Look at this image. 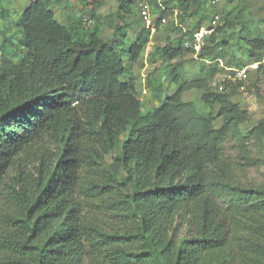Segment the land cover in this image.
I'll use <instances>...</instances> for the list:
<instances>
[{
    "label": "trees",
    "instance_id": "trees-1",
    "mask_svg": "<svg viewBox=\"0 0 264 264\" xmlns=\"http://www.w3.org/2000/svg\"><path fill=\"white\" fill-rule=\"evenodd\" d=\"M174 1L182 23L196 22L157 48L166 61L195 56L184 41L208 17L205 0ZM164 4L153 24L144 22L142 44L125 23L139 14L137 0H118L107 39L100 21L88 28L82 18L62 20L52 0L2 5L0 206L9 196L17 212L0 216V264H264V185L243 183L223 150L232 138L246 165L264 166V116L244 134L250 115L232 102L234 89L211 91L176 74L167 101L141 109L133 65L160 31ZM229 22L205 39L197 59H217L229 45L219 37ZM236 36L264 52L263 39ZM194 89L204 91L207 112L184 102ZM24 156L35 159L37 177L24 171ZM12 165L18 173L9 177ZM92 202L116 210L129 230L96 226Z\"/></svg>",
    "mask_w": 264,
    "mask_h": 264
},
{
    "label": "rangeland",
    "instance_id": "rangeland-1",
    "mask_svg": "<svg viewBox=\"0 0 264 264\" xmlns=\"http://www.w3.org/2000/svg\"><path fill=\"white\" fill-rule=\"evenodd\" d=\"M0 9L2 5L11 9L17 6H24L27 0H0ZM53 10L58 16L66 21L82 18V23L93 28L97 21H100L103 28L102 38L107 39L111 33V17L114 16L118 8V0H52ZM167 8L165 16L166 23L161 21L160 31H152L150 37L144 44V55L133 65V74L136 79L137 97L141 101V109L148 112L151 109L162 106L172 92L177 89L178 84L173 82L174 74L179 75L181 82L202 80L208 83L211 91L232 93L231 100L239 105L250 115V120L241 126V131L246 134L250 132L264 116V52H255L245 43L237 41L236 34L242 31V35L250 40L261 38L264 40V0H221L218 4H212L213 0H205L204 10L208 17L204 21L206 26L211 18L219 10L221 17L220 26H225V19L230 17L228 27L219 37L229 41V45L219 49L216 58L207 59L201 62L195 56L189 53H183L181 57L172 61L162 60L157 54V48L166 43L167 39L176 41L183 39L188 33L192 32L196 19L185 20L181 22L179 8L174 0H165ZM153 24L159 18L158 4L159 0H150ZM14 20L17 18L12 15ZM11 16V17H12ZM235 20V21H234ZM129 28V34L132 36V42L142 44L137 41V36L141 33L144 22L136 13L129 17L125 22ZM4 23H0L3 27ZM147 26V25H146ZM2 37L0 36V43ZM156 62L155 64H152ZM255 67V68H254ZM248 69V78L242 81L241 88H234L235 71ZM204 91L194 89L187 92L183 100L192 103L200 113L207 112L201 97ZM219 109V108H218ZM215 110L216 112L218 111ZM249 150H257L254 145L249 144ZM228 161L235 167L240 180L246 184L264 185V166L246 165L239 153V147L234 139L229 138L223 146ZM255 154V153H253ZM21 165L31 178L37 177V163L33 157L24 156L20 159ZM112 161V157H109ZM242 163V165H241ZM18 173V167L11 166L7 171L9 177H14ZM9 188V187H7ZM85 197L81 201L85 202ZM92 222L107 233L123 232L129 230L127 222L117 217L116 210L106 211L98 207V204L92 202V207H88ZM116 209V208H114ZM17 212L16 203L11 201L9 196L5 197L0 206V216L4 219L14 217Z\"/></svg>",
    "mask_w": 264,
    "mask_h": 264
},
{
    "label": "built area",
    "instance_id": "built-area-1",
    "mask_svg": "<svg viewBox=\"0 0 264 264\" xmlns=\"http://www.w3.org/2000/svg\"><path fill=\"white\" fill-rule=\"evenodd\" d=\"M221 0H213L212 4H218ZM150 0H137V7L139 15L143 22L149 24L152 21L151 7L149 4ZM162 0H159V5H161ZM166 19L162 22L166 23ZM221 23V17L219 14L214 15L208 25L201 27L196 33H194L191 38H186L184 41L185 48L193 49L195 56L201 51L205 44V39L213 35ZM255 68V67H254ZM248 78V69L236 70L235 80L238 82L245 81Z\"/></svg>",
    "mask_w": 264,
    "mask_h": 264
}]
</instances>
